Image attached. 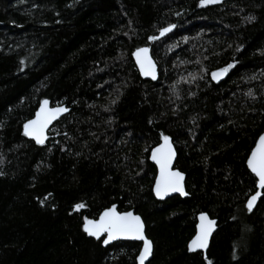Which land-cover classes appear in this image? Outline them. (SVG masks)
Listing matches in <instances>:
<instances>
[{"label": "trees", "instance_id": "trees-1", "mask_svg": "<svg viewBox=\"0 0 264 264\" xmlns=\"http://www.w3.org/2000/svg\"><path fill=\"white\" fill-rule=\"evenodd\" d=\"M44 99L70 111L39 145L23 125ZM263 131L264 0H0V264H137L139 242L84 231L112 204L142 217L146 264H264V189L246 204ZM164 137L187 197L153 195ZM203 212L217 221L205 255L187 248Z\"/></svg>", "mask_w": 264, "mask_h": 264}, {"label": "snow or ice", "instance_id": "snow-or-ice-1", "mask_svg": "<svg viewBox=\"0 0 264 264\" xmlns=\"http://www.w3.org/2000/svg\"><path fill=\"white\" fill-rule=\"evenodd\" d=\"M217 0H201L202 4L215 3ZM172 27H175L174 25ZM171 31V28H166L163 30L161 35ZM155 39V37L153 38ZM147 49H141L137 52V59L141 63L143 68L145 61L141 59L143 55L146 58ZM148 68L154 70V65L148 60ZM228 69H224L223 72L226 73ZM148 74V73H146ZM214 77L221 75V73L213 74ZM153 78L154 72H153ZM45 107L37 113V119L30 121L25 125V135L34 136L38 143L44 142V131L48 124L57 117L58 114L66 112V108L56 107L55 109H48V101H44ZM165 146L167 150L157 149L153 153V159L157 160V163L161 166V180L157 183L156 191L157 195L166 194L168 191H180L183 192L182 180L183 175L179 172H172L171 162L174 157V152L171 150V146L168 142V137H164ZM159 154V155H158ZM250 168L253 172L257 174L260 180V187L264 188V136L260 138V146L257 151L252 154V158L248 161ZM260 194L253 196L248 202V208L251 211L257 197ZM84 207V205H76L77 210ZM202 223L200 226V234L192 241L190 250H195L196 248H206L207 239L211 232V225L214 221H208L207 225L204 223L207 221L206 216L200 217ZM84 231L90 235L99 238L104 233L108 234V239L104 241L107 244L109 241L116 239L120 236L131 237L135 239L144 240V251L140 257V264H144V261L148 256L151 255V241L147 240L143 234V222L140 217L134 216L132 213H125L123 215L116 212L115 207L110 208L108 211L100 217L99 221L87 220L84 225Z\"/></svg>", "mask_w": 264, "mask_h": 264}, {"label": "water", "instance_id": "water-1", "mask_svg": "<svg viewBox=\"0 0 264 264\" xmlns=\"http://www.w3.org/2000/svg\"><path fill=\"white\" fill-rule=\"evenodd\" d=\"M141 49H147V50H148V51H147V54H146V58H145L143 55L141 56V59L145 61V65H144L143 68L141 67V63H140V61L137 59V55H136L137 52H138L139 50H141ZM132 58H133V61H134L135 65H136V68H137V70H138V72H139L141 78H143V79H148V80H151V81H156V80L158 79V67H157V64H156L154 58H153L152 55H151L150 48H149L148 46H141V47H138V48L134 49L133 52H132ZM148 60H150L151 63H152V65H154V70L148 68V63H147ZM223 70H224V69L214 70V71H212V72L210 73V78H211V80H212L214 83H220V82L226 77L227 72L224 73ZM153 72H154V76H155V78H153ZM146 73H148V74H146ZM216 73H221V75H219V76H217V77H214L213 74H216ZM45 100H47V99H44V100H42V101L40 102V104H39V106L37 107V109L35 110L33 116H32L30 119H28V120L24 123V125H23V133H24V135H25V125L28 124L30 121H33V120H36V119H37V113H39V112L41 111V109L45 107V105H44V101H45ZM47 101H48V105H47V108H48V109H55L56 107H61V108H66L67 111L58 114L57 117H56L55 119H53V120L48 124L47 128H46L45 131H44V137H45V139H44V142H43V143H38V142H37V139H36L34 136L25 135L28 139L33 140L36 144H39V145H42V144H44V143L47 141V138H48V131H49V129L52 127V125H53L55 122H57L61 117H63V116H65L66 114H68L69 111H70V108L67 107L65 104H56V105H52L51 102H50L49 100H47ZM262 136H264V131H263V132L257 137V139H256V141H255V143H254V145H253V147H252V149H251V151H250V153H249L247 159H246V166H247L248 170H249V171L254 175V177L256 178V191H255V192H254V193L248 198L247 203H246V204H247V208H248V202H249V200H251V198H252L253 196L257 195L258 193L260 194V195L257 197V199H256V201H255V203H254V205H253V207H252L251 210H253V209L255 208V206H256L258 200H259L260 197L262 196V191H263L264 188H261V187H260V180H259V177L257 176V174H256L255 172L252 171V169H251L250 166H249L248 161L252 158V154H253L254 152H256L257 149H258V147L260 146V138H261ZM168 142H169V144H170V146H171V150H172V152H174V157L172 158L171 169H170V170H171L172 172H179V173H181V174L183 175V180H182L183 192H180V191H168L166 194L157 195L156 186H157V183L161 180V166H160L159 163H157V160H156V159H153V153H155L157 149H162V148H163L165 151L167 150V147L165 146V140H164V138H163L159 144H157L156 146H154V147L150 150V153H149V160H150V162L156 167V176H155L154 183H153V186H152V192H153V195H154L155 199H157V200H159V201H163V200H165V199H167V198H170V197H172V196H175V195H179V196H181V197H183V198L188 196L187 193H186V190H185V174L182 173L181 171H179L178 169H176V168L174 167V165H175V161H176V157H177V152H176L175 146H174V144L172 143L171 138H169V137H168ZM158 155H159V154H158ZM113 207H115L116 212L119 213V214H121V215L130 212V213H132L134 216H138V217H140L141 221L143 222V234H144V237H145L147 240L151 241V240L147 237V235H146V227H145V223H144L142 217H141L139 214L135 213L134 210L119 211L118 208H117V205H116V204H112V205H110L109 207L103 209L95 219H90V220H93V221H99L100 217L104 214V212L108 211L110 208H113ZM248 209H249V208H248ZM202 215L207 217V221L204 222L206 225H207V222H208V221H214V224L211 225V232H210V234H209V236H208V239H207V246H206V248H196L195 250H190V246H191V244H192V241H193V240H194V239L200 234V226H201V223H202L200 217H201ZM85 223H86V221H85ZM85 223H84V225H85ZM84 225H83V228H84ZM216 229H217V221H216V219H212V218H211L207 213H205V212H203V213H199V214L197 215V221H196V226H195V233H194V235L192 236V238L189 240V242H188V244H187L188 251H189V252H202V253L205 255V253H206V251H207V249H208V247H209L211 237H212V235L214 234V232L216 231ZM89 236H90V235H89ZM91 237L94 238V239H96V240H101V244H102V246H104V247H106V246H108V245H110V244H112V243H114V242H117V241H135V242H139V243L141 244V246H140V250H139V252H138V255H137V257H136V262H137V264H140V257H141V254H142L143 251H144V243H145L144 240H141V239H135V238L126 237V236H120V237H118V238H116V239H113V240L109 241L107 244H105L104 241L108 239V234H107V233H104V234L101 235L99 238H96L95 236H91ZM151 246H152L151 255L147 257V259L144 261V264H146V263L152 258V254H153V244H152V241H151Z\"/></svg>", "mask_w": 264, "mask_h": 264}]
</instances>
